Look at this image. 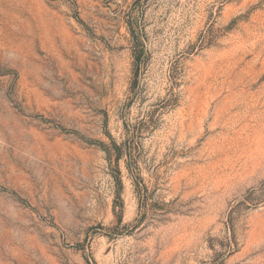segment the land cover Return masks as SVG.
Listing matches in <instances>:
<instances>
[{"label":"rangeland","instance_id":"obj_1","mask_svg":"<svg viewBox=\"0 0 264 264\" xmlns=\"http://www.w3.org/2000/svg\"><path fill=\"white\" fill-rule=\"evenodd\" d=\"M0 264H264V0H0Z\"/></svg>","mask_w":264,"mask_h":264},{"label":"trees","instance_id":"obj_2","mask_svg":"<svg viewBox=\"0 0 264 264\" xmlns=\"http://www.w3.org/2000/svg\"><path fill=\"white\" fill-rule=\"evenodd\" d=\"M117 149L121 151L120 147L117 146ZM107 150V149H106ZM108 151V150H107ZM109 152V151H108ZM122 158V152H118L116 155V161L119 162V160ZM119 183L121 184V180H118ZM122 185V184H121Z\"/></svg>","mask_w":264,"mask_h":264}]
</instances>
